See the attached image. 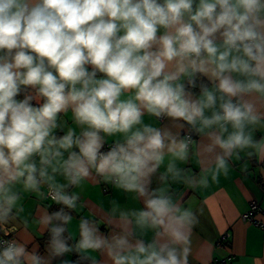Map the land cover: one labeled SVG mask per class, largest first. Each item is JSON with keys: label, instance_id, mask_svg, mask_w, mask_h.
Segmentation results:
<instances>
[{"label": "clouds", "instance_id": "obj_1", "mask_svg": "<svg viewBox=\"0 0 264 264\" xmlns=\"http://www.w3.org/2000/svg\"><path fill=\"white\" fill-rule=\"evenodd\" d=\"M0 52V224L18 199L10 184L24 177L26 188L37 189V168L29 161L39 154L42 165L56 161L53 173L62 170L71 185L94 169L144 198V209L133 215L139 225L155 229L157 239L147 245L142 240L133 245L126 235L109 240L94 222L82 220L80 248H106L114 264H188L197 217L150 184L166 153L187 161L192 139L149 125L133 131L144 111L205 133L209 142L203 151L215 153L213 181L220 172L227 175L225 158L234 151L250 149L264 161V138L257 141L245 131L264 121V0H0ZM197 74L213 88L202 85L193 98L179 81L187 77L194 87ZM22 86L35 89L43 103L33 106L32 96L17 100ZM128 91L135 92L134 99L121 100ZM218 99L219 111L206 116ZM69 108L87 130L80 136L69 130L57 139L52 135L57 115ZM213 126L216 131L205 132ZM101 133H123L125 140L102 152ZM74 145L79 152L69 151ZM61 149L69 151L66 160ZM167 171L181 175L173 163ZM45 175L41 169L39 176ZM200 183L207 186V179ZM52 199L73 209L78 197L56 188ZM54 219L67 224L72 217L62 208L45 218ZM49 231L51 254L66 252V228ZM0 243L5 245L0 264H46L23 243Z\"/></svg>", "mask_w": 264, "mask_h": 264}, {"label": "crops", "instance_id": "obj_2", "mask_svg": "<svg viewBox=\"0 0 264 264\" xmlns=\"http://www.w3.org/2000/svg\"><path fill=\"white\" fill-rule=\"evenodd\" d=\"M161 34H163L162 29L158 32V35ZM0 55H3V52H0ZM88 68L89 71L92 70L91 66ZM202 77L208 81L206 86L212 89L213 83L207 77ZM97 78H103V74L98 73ZM237 78L244 79L239 76ZM179 82L185 84L186 89L193 94V98H199L201 89L192 91L186 84L187 77H181ZM26 96L34 97L30 103L35 107L43 103V98L37 97L35 89L22 86V91L16 99L23 100ZM134 96V91H128L124 92L120 99H134ZM219 103L218 99L216 107L206 109L205 115L210 117L213 111H219ZM260 110L264 112V108ZM56 123L57 128L53 129L52 135L57 139L66 135L69 130H72L75 136H80L84 130H87L86 125L81 126L76 123L71 108L67 112L59 113ZM181 123L184 124L183 129L178 126ZM145 125L161 131L168 130L173 134L179 133V138H183L187 132L195 135L189 147L187 161L174 160L166 153L163 163L151 175L150 184L152 190L165 189L166 194L170 195L174 202H178L182 209L195 213L197 217L198 222L191 230L188 264H209L212 260H221L224 257L227 259L223 264H254L255 259H258L260 264H264L263 231L257 224L242 217V214L249 210L253 200L260 207L259 210H254L255 216L264 221V161L255 154H250L252 151L250 149L234 151L225 158L228 165L227 175L220 172L217 180L213 181L215 153L209 156L203 151L204 146L209 142L205 133L197 132L196 128L187 125L186 122L174 121L166 116L160 119L147 111H144L141 117V124L136 125L133 131L142 130ZM196 127H200L199 122ZM216 130L217 126H213L205 132ZM232 131L229 124L228 132ZM245 131H251L255 140H261L264 138V121L256 126L247 125ZM101 135L104 136L106 143H123L125 140L123 133L110 136L101 133ZM60 151L63 153L61 159L66 160L69 151L79 152V149L74 145L69 151L63 149ZM29 162L36 165V175L40 183L37 189H28L24 185L25 178L21 177L9 185L11 193L16 194L18 199L10 218L3 225L17 243H23L28 251L38 252L45 257L46 264H114L106 248L94 250L79 247L82 220L94 222L99 234L109 240L114 235H126L133 245L137 240H142L147 245L157 239L156 230L147 225H139L137 217L133 215L145 207L144 198L137 192L117 188L113 180L96 174L94 169L90 176L81 179L76 185H71L62 170L53 173L52 167H58L56 161L50 166H45L41 164L40 155L35 154ZM170 163L181 170L180 177H174L167 171ZM41 169L46 171L44 177L39 176ZM202 178L207 179V186L200 183ZM193 179L195 185L191 183ZM46 184L62 186L66 193L78 197L75 208L68 212L72 219L65 224L64 236L69 238L68 250L56 256H53L48 248L50 237L44 236L49 225L53 223L52 221L46 223L45 220L46 216L50 215L45 206V202L49 199L44 195ZM225 230L229 231V237L224 241L223 246H216L215 241ZM131 252H134V248L129 249L125 254Z\"/></svg>", "mask_w": 264, "mask_h": 264}, {"label": "built area", "instance_id": "obj_3", "mask_svg": "<svg viewBox=\"0 0 264 264\" xmlns=\"http://www.w3.org/2000/svg\"><path fill=\"white\" fill-rule=\"evenodd\" d=\"M234 102H235V98H234ZM106 148H102L101 151L102 152H107L108 150H110V148L112 147L111 145H106L105 146ZM53 188H50L49 191H48V194L52 197V192H53ZM251 206L249 208V210L245 211L243 214H242V217L244 219H247L255 224H257L258 226L261 227L262 231H263V243H264V221L262 219H259L255 216L254 214V210L255 209H260V207L252 200L251 201ZM5 231H7V234H5ZM2 235H6L8 236L9 238L12 239V237L10 236V233L9 231L7 230V227L5 228L3 224H0V242H11V241H14L13 240H9L7 238H1ZM230 233L228 230H225L223 231L218 239L215 241V245L216 246H223L224 244V241L229 237ZM5 245L3 243H0V251L3 250V247ZM227 257H224L222 258L221 260H218V259H215V260H212L209 264H223L225 261H226Z\"/></svg>", "mask_w": 264, "mask_h": 264}, {"label": "trees", "instance_id": "obj_4", "mask_svg": "<svg viewBox=\"0 0 264 264\" xmlns=\"http://www.w3.org/2000/svg\"><path fill=\"white\" fill-rule=\"evenodd\" d=\"M195 80H196V84H195L194 87L189 85L190 89H191L192 91H194V92H196L197 90H200L202 85H208V81H207L204 77H202L201 75H199V74H197V76L195 77ZM197 81H198V82H197ZM186 84H188V83L186 82ZM28 91H29V90H28ZM185 136H191L192 141L195 139V135H194V133H191V132H187V133H185V134L183 135V138H184ZM114 144H115L114 142H111V143H110V142H109V143H106V142H105L103 149L106 148V147H105L106 145H108V146H109V145L114 146ZM189 147H190V146H189ZM50 188H53V189L60 188L61 191H63L65 194L69 195V194L66 193L65 190H63V188H61V187H55V186H53V185H51V184H46L45 191H44V195H45L47 198H49V199H48L47 202H45V206L47 207V210H48L49 214L51 215L52 213L59 212L62 208H63L64 211L68 214V212H69L71 209L68 208L67 206L63 205L62 203H56V202L52 199V197L48 194V191H49ZM69 196H71V195H69ZM52 222H53V223H51V225H49V228H48V230H47V232L45 233L44 236L50 237V231H49V229H50L51 227H53V226L63 225V226L65 227L64 222L61 221V220H55V219H54V220H52ZM65 228H66V227H65ZM7 230H8V229H7ZM8 231H9V230H8ZM64 233H66V231H65ZM64 233H63V235H64Z\"/></svg>", "mask_w": 264, "mask_h": 264}, {"label": "rangeland", "instance_id": "obj_5", "mask_svg": "<svg viewBox=\"0 0 264 264\" xmlns=\"http://www.w3.org/2000/svg\"><path fill=\"white\" fill-rule=\"evenodd\" d=\"M165 116H163V117H160V119H163ZM4 227L6 228V226L4 225ZM1 238H7V239H9V240H13V239H11V238H9L8 236H6V235H2L1 236ZM15 241V240H14Z\"/></svg>", "mask_w": 264, "mask_h": 264}]
</instances>
